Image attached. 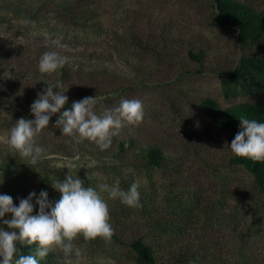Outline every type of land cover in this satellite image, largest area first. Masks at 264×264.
<instances>
[{"label":"rangeland","instance_id":"374dc122","mask_svg":"<svg viewBox=\"0 0 264 264\" xmlns=\"http://www.w3.org/2000/svg\"><path fill=\"white\" fill-rule=\"evenodd\" d=\"M71 1L0 0V195H10L18 207L32 192L38 197L41 190H56L53 183L71 173L104 198L115 228H196L193 247L199 254L192 264H264V196L254 191L249 173L230 162L234 134L221 130L201 106L206 98L222 107L264 102V88L224 86L242 50L234 30L215 25L213 1L84 0L99 14L100 32L69 24L61 8ZM239 1L264 6V0ZM54 39L66 47L54 46ZM200 48L205 52L200 62L187 54ZM46 51L62 52L85 67L82 79L63 84L68 101L61 112L85 97H97L98 115L119 106L121 99H139L143 122L125 125L101 150L88 140L67 142L55 127V114L36 140L44 149L43 160L34 167L23 163L7 144L20 118L2 102L16 103L18 90L47 87L48 81L38 84L44 79L39 60ZM259 51L264 53V45ZM128 138L138 148L158 145L173 167H148L136 157L137 150L116 155L117 143ZM117 181L124 191L139 182L141 207L109 199L100 188ZM48 198L53 205L60 199L53 193ZM33 205L32 215H37L35 198ZM10 218L5 214L3 219ZM0 227L9 230L2 219ZM74 244L82 249L80 264H135L130 250L113 240L86 243L81 236ZM52 253L56 264L68 259L75 264L74 253L68 258L59 249Z\"/></svg>","mask_w":264,"mask_h":264},{"label":"clouds","instance_id":"9594fccd","mask_svg":"<svg viewBox=\"0 0 264 264\" xmlns=\"http://www.w3.org/2000/svg\"><path fill=\"white\" fill-rule=\"evenodd\" d=\"M52 44L58 48L66 47L59 39H54ZM67 59L58 51H46L39 60V71L51 75L64 67ZM67 91L68 88L64 89L59 81L47 84L30 106L35 118H20L10 130L8 147L19 155L23 163L34 167L43 160L44 149L36 140L42 131L48 129L55 114L59 113L55 127L61 130L62 136L69 138L67 142L88 140L101 150L111 146L112 138L119 135L125 125L139 126L143 122L145 110L139 99H121L119 106L98 115L94 111L97 97H85L73 102L70 110L61 112L68 101ZM239 121L240 131L230 145L232 153L264 162V123L244 116ZM53 187L61 193L54 205L44 190L38 197L35 192L30 193L26 199L20 200L18 207L14 206L10 195H0V219L9 229L0 227V264H40L43 258L57 249L66 258L74 253L75 264H80L82 249L74 244L79 237L82 236L86 243L98 238L111 243L114 229L110 223V209L96 189L85 187L84 181L71 173L64 182H54ZM100 188L108 193L109 199H119L130 207H141L139 182H133L127 191L120 188L118 181L111 186L102 184ZM34 198L39 206L37 215H32ZM5 214H11V218L3 219ZM17 245L35 246V251L18 255ZM67 264H73L72 260L68 259Z\"/></svg>","mask_w":264,"mask_h":264},{"label":"trees","instance_id":"16d2710c","mask_svg":"<svg viewBox=\"0 0 264 264\" xmlns=\"http://www.w3.org/2000/svg\"><path fill=\"white\" fill-rule=\"evenodd\" d=\"M212 1L215 25L234 30L242 50L238 63L227 71L228 78L224 86L234 85L245 91L263 89L264 53L259 49L264 45V6L257 8L239 0ZM61 9L69 24L76 25L83 30L92 29V31L98 32L104 30L99 14L91 4L84 0H73ZM60 54L62 55V52ZM187 54L191 59L200 62L203 60L205 52L202 48L197 51L189 49ZM67 58L65 66L58 69L57 72L51 75L42 74L44 79L40 78L38 84L45 81L48 83L59 81L66 84L72 82V78L82 79L85 69L83 62L72 57ZM40 89L41 87L38 86L26 93L18 90L16 103H10L6 98L2 105L14 107L17 117L30 119L33 116L30 106L38 98L37 94L43 90V88ZM57 90L60 91V89ZM0 98L2 97L0 96ZM201 106L212 115L221 130L229 131L234 136L240 131L239 118L241 116L264 123V102L262 101L238 102L228 107H222L214 99L206 98L201 102ZM135 150H137L136 157L148 167H173V165L169 166L172 158L167 157L158 145L149 144L138 148L133 138L120 140L115 153L119 156ZM230 162L246 170L254 182V191L258 196H264V162L237 157L234 154L231 156ZM46 192L53 193L57 198L61 196L54 189H47ZM112 226L114 229L113 242L128 248L135 264H192L198 261L199 250L193 247L196 245L194 242L196 228H126L125 226L115 228V224ZM244 229L250 231L252 228ZM184 238H187L186 242L183 240ZM150 242L161 246L165 254L162 256L158 254L155 246ZM172 242H181V245L175 248ZM17 247L18 255H28L35 251V246L17 245ZM40 264H56L54 254L50 252L40 261Z\"/></svg>","mask_w":264,"mask_h":264}]
</instances>
